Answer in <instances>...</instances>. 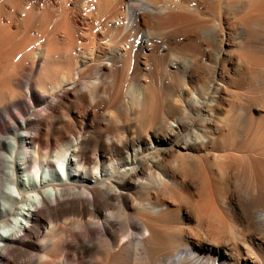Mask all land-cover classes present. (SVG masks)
<instances>
[{
  "label": "bare ground",
  "instance_id": "obj_1",
  "mask_svg": "<svg viewBox=\"0 0 264 264\" xmlns=\"http://www.w3.org/2000/svg\"><path fill=\"white\" fill-rule=\"evenodd\" d=\"M90 1L70 65L0 92V117L46 104L0 138V264H264V1L214 28L180 0Z\"/></svg>",
  "mask_w": 264,
  "mask_h": 264
},
{
  "label": "rangeland",
  "instance_id": "obj_2",
  "mask_svg": "<svg viewBox=\"0 0 264 264\" xmlns=\"http://www.w3.org/2000/svg\"><path fill=\"white\" fill-rule=\"evenodd\" d=\"M225 2L226 0H180L181 4L190 9L196 5L199 18L211 28L219 23L224 27H229L230 24L237 26L238 19L242 17L239 9L237 5ZM95 6L90 0H82L81 3L78 0H0V92L26 90V85L21 88L14 85L19 78L26 80L23 77L24 67L29 68L32 82L40 73L50 69L58 72L65 70L72 61L70 43H77V47L78 44L86 43L83 30L75 31L73 28L74 14L79 11L80 17L93 16ZM237 34L238 30L234 29L232 37H237ZM47 50L51 51L50 58L42 64L41 52ZM126 59L125 57L119 66L122 74L133 69V65L129 66ZM41 109H46V104L36 101L31 95L20 97L17 107L7 106L0 117V138L7 128L14 125L15 120L33 119L29 113ZM190 117L197 119L191 112ZM19 179L26 182L27 176H19ZM51 261H55V264H68L60 257Z\"/></svg>",
  "mask_w": 264,
  "mask_h": 264
}]
</instances>
